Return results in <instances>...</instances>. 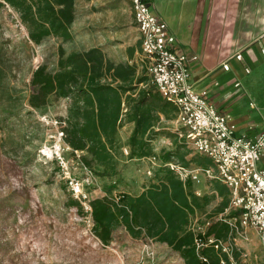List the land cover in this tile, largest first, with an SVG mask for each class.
<instances>
[{"label": "rangeland", "instance_id": "1", "mask_svg": "<svg viewBox=\"0 0 264 264\" xmlns=\"http://www.w3.org/2000/svg\"><path fill=\"white\" fill-rule=\"evenodd\" d=\"M214 29L215 34L221 35L214 48L226 54L222 61H228L239 46L236 34H230L231 28ZM72 32L73 39L68 42L50 37L41 45L29 42L28 46L27 29L18 13L8 5L0 8V264H184L179 252L148 238L135 240L125 230L117 232L110 245H104L93 233V221L73 203L75 198L68 183V176L85 177L77 164L80 155L65 145L61 134L64 125L59 120L67 116L70 99L51 95L48 106L33 114L21 107L18 96H29L34 69L40 64H46L50 70L57 68L61 43L68 52L99 47L114 62L136 64L140 75L149 81L141 64V35L130 0H77ZM231 64L243 71L245 60H233ZM251 68L248 76L255 78L259 65ZM260 77L264 86V75ZM242 81L245 83L246 79ZM151 85L145 82L138 87L143 90ZM127 107L128 104L124 109ZM171 115L174 119L175 113ZM165 125L177 128L176 122L168 121L167 116ZM123 132L124 144L128 134ZM172 150L184 154L187 160L196 158V150L183 141ZM121 152L119 157L125 159V151ZM198 159L203 165H214L209 157L200 155ZM129 165L130 162L124 163L120 168ZM164 167L171 168L168 164L155 165L144 177L155 178V170ZM104 179L107 183L112 181ZM99 183L100 179L87 187L90 199L96 196L93 188ZM244 231L248 240L235 234L241 251L248 252L243 264H264V249L256 229L246 227ZM240 254L235 253L237 257Z\"/></svg>", "mask_w": 264, "mask_h": 264}, {"label": "trees", "instance_id": "2", "mask_svg": "<svg viewBox=\"0 0 264 264\" xmlns=\"http://www.w3.org/2000/svg\"><path fill=\"white\" fill-rule=\"evenodd\" d=\"M6 5L18 13L27 29L25 43L28 46L29 42L41 45L50 37L62 42L73 39L77 0H0V8ZM136 73V64L114 62L99 47L68 52L61 43L57 68L50 70L46 64H40L32 72L29 96L19 95L18 99L28 114L43 111L51 95L70 99L67 116L59 120L64 125V142L74 153L87 149L93 160L104 164L113 159L107 144L113 145L124 113L137 122L131 143L142 148L143 143L138 138L150 126L152 110L159 109L167 116L175 112V107L154 85H151L154 88L140 90L137 100L127 94L147 79L140 76L135 81ZM124 101L131 106L126 111ZM172 155V151L167 152V157ZM80 161L92 167L86 156H80ZM199 200L190 178L183 180L173 169L163 168L160 183L152 184L140 195L120 193L117 200L106 196L91 199L92 230L104 245H110L114 231L125 226L134 238L145 236L167 242L179 251L186 264H201L202 255L208 257L211 264H219L220 256L214 254V249L207 246L198 250L195 239L212 235L226 238L231 226L226 222H215L205 234L197 235L187 230L189 215L200 206ZM73 203L82 210L78 200L73 199Z\"/></svg>", "mask_w": 264, "mask_h": 264}, {"label": "crops", "instance_id": "3", "mask_svg": "<svg viewBox=\"0 0 264 264\" xmlns=\"http://www.w3.org/2000/svg\"><path fill=\"white\" fill-rule=\"evenodd\" d=\"M150 1L155 14L167 23L170 31L176 36L180 48L198 56L192 70V81L195 87L209 90V99L221 110L231 114L232 121L237 124L239 132H248L250 134L259 132L264 126V86L260 84V81H262L260 76L264 75V0ZM214 28H231L230 34H236V41L239 46L237 49L234 48L228 58H232L236 54H233L234 51L242 52L245 67L250 66L251 68V66L259 65V74L255 78H249L248 76L251 74L252 68L249 74H245L241 71L242 67L238 66H233L232 71H225L222 68V64L226 62L222 61L226 58V54L214 48V44L219 43V39H221V35L215 34ZM234 28H236V31ZM141 43L142 41L140 40V45ZM127 62L134 64L130 61ZM143 70L145 71L144 68ZM139 71L137 68L135 81L142 76ZM227 72L230 75L226 74ZM146 76L148 75L146 74ZM237 78L242 82V87L240 88H234L233 86L234 80ZM243 78L246 79L245 83L242 81ZM145 82L150 85V78L149 81L146 79L139 84L143 85ZM152 87L154 88V86H150V88ZM140 90L141 88L137 87L133 91L135 94H132V97H135L134 95L139 97ZM155 91L157 90L155 89ZM229 93L230 95H228ZM137 99L135 98V100ZM125 105L124 101L123 106ZM130 108L131 106L127 107L126 110ZM126 110L124 109V111ZM173 113H175L174 119L171 114L167 116L159 109L156 111L152 110L149 120L150 126L138 138L143 143L142 148L133 145L130 141L136 128V120L123 115L113 145L106 143L107 148L113 154V159L108 163L103 164L93 160L87 149L77 151L80 156H86L92 163V168L94 167L93 169L97 170V182L100 179L101 184H97L93 189L96 196L91 199L106 196L117 200L120 193H127L132 196L140 195L152 184L160 183V177L163 174L162 168L161 171L160 169L155 170L156 179L152 177L146 178L144 177L146 171L151 172L155 165L178 164L187 168L188 173L181 174L177 170H173L183 180L190 178L192 189L200 197V206L196 207L193 213H190L189 224L185 228L192 230L197 235L198 233L205 234L209 226L215 222H226L230 225V222H235V218L238 215L237 211L229 209L231 189L223 181L210 177L203 171L207 167L214 169L215 165L199 163L198 156L202 154L196 151L194 152L196 158L187 160L183 156L184 154H175L176 152L172 150L178 148L179 143L182 141L191 147L190 144L178 136L176 127L172 129L165 125L166 116L168 121L175 122L176 110ZM124 130L127 131L128 142L123 144ZM103 140L105 141L104 137ZM121 150L126 153L125 159L119 157V154H122ZM169 151L173 153L171 157H167V152ZM183 158L185 161H183ZM129 162V167L126 169L120 168L124 163ZM261 165L264 167V155ZM105 177L112 178V181L107 183L106 181L108 180H105ZM128 182L132 184L129 185ZM122 230H125L130 235L125 226H119L113 233V240L115 239V234L122 232ZM140 238L151 239L175 250L167 242L157 241L145 236ZM134 239L137 240L139 238ZM213 249L214 254L219 255L221 259L220 253L215 248ZM223 256L225 257V255ZM182 260L186 264L183 257Z\"/></svg>", "mask_w": 264, "mask_h": 264}, {"label": "built area", "instance_id": "4", "mask_svg": "<svg viewBox=\"0 0 264 264\" xmlns=\"http://www.w3.org/2000/svg\"><path fill=\"white\" fill-rule=\"evenodd\" d=\"M130 7L141 35V64L158 92L175 107L176 133L197 153L213 161L215 168L207 167L203 171L229 186V209L238 212L235 222H230L231 232L226 239L214 236L197 238V248H215L222 256L220 264H243L248 252L241 251L235 234L248 240L244 230L253 227L264 249V167L261 165L264 126L255 134L239 133L231 114L221 110L209 99V90L195 87L192 70L198 56L180 48L176 36L167 23L155 14L148 0H130ZM233 60L243 61V53H236L222 64V68L232 71ZM243 72L249 74L250 66L244 67ZM233 86L242 87L239 78L234 80ZM61 134L64 139L62 130ZM77 164L82 167L85 177L68 176L69 187L73 197L80 202L82 210L92 221L91 191L87 187L96 185L97 179L91 168L81 161H77ZM170 166L181 174L188 173L187 168L181 165ZM236 251H240L239 257L235 255ZM200 258L201 264H211L208 257L202 255Z\"/></svg>", "mask_w": 264, "mask_h": 264}, {"label": "water", "instance_id": "5", "mask_svg": "<svg viewBox=\"0 0 264 264\" xmlns=\"http://www.w3.org/2000/svg\"><path fill=\"white\" fill-rule=\"evenodd\" d=\"M148 2H149V4H151V1L150 0H148Z\"/></svg>", "mask_w": 264, "mask_h": 264}]
</instances>
